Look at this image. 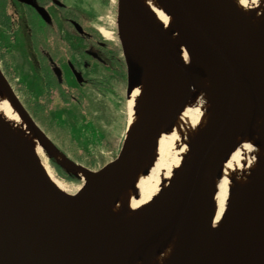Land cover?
<instances>
[{
	"label": "water",
	"instance_id": "obj_1",
	"mask_svg": "<svg viewBox=\"0 0 264 264\" xmlns=\"http://www.w3.org/2000/svg\"><path fill=\"white\" fill-rule=\"evenodd\" d=\"M161 1L187 59L181 61L167 48L159 38V28L144 14L133 11L131 0H117V36L126 66L127 95L153 64L181 77L182 87L157 89L155 109L131 132L126 128L117 157L98 171L66 159L9 88L11 104L28 130L38 142H49L44 149L52 147L74 169L91 174L92 179L84 181L76 194L80 199L69 211V217L81 227L82 239L77 244L33 206L19 178H25L53 203H70L73 196L57 190L33 152L0 123V264H129L139 254L149 256L165 245L193 206L195 223L176 264H264V178L254 181L216 224L211 186L216 159L225 155L238 135L253 136L244 124L253 118L264 121V7L255 38L247 33L227 0ZM135 26L146 28L148 33L135 32ZM218 65L222 66L219 96L173 193L168 191L163 197L164 202L170 199L165 220L160 226L142 222L140 233L134 232L139 228L128 232L126 227H105L99 211L107 210L109 198L101 196L102 190L124 179L141 147L155 141L167 118L173 117L199 80ZM0 76L4 78L1 70ZM93 251L99 260L93 258Z\"/></svg>",
	"mask_w": 264,
	"mask_h": 264
},
{
	"label": "bare ground",
	"instance_id": "obj_2",
	"mask_svg": "<svg viewBox=\"0 0 264 264\" xmlns=\"http://www.w3.org/2000/svg\"><path fill=\"white\" fill-rule=\"evenodd\" d=\"M242 20L245 30L252 37L259 36L260 14L264 0H227ZM131 9L144 14L159 28V38L181 61H185V50L161 0H131ZM135 32L146 35V28L135 26ZM222 66L218 65L206 73L185 102L175 110L173 117L167 118L155 141L146 142L129 166L128 172L119 184L107 185L101 196H108L105 212L99 211L105 227H126L125 231L140 233L143 223L155 222L156 226L165 220L170 199L163 197L172 191L183 173L193 143L203 132L219 96ZM183 79L164 67L153 64L144 71L138 85L127 95V133L131 132L140 119L155 109V96L159 88H180ZM9 87L0 76V123L17 141L28 147L41 163L39 151L54 157L82 181L91 180L92 175L78 169L57 153L52 147L44 149L49 142H38L36 135L28 130L18 116L9 99ZM252 137L238 135L229 150L215 161L211 186L214 195V219L218 223L235 200L243 195L256 181L263 180L264 173V121L253 118L244 124ZM42 150V152H43ZM147 169V174L142 172ZM53 186L66 193L51 173L42 165ZM255 181V182H254ZM19 185L33 206L63 233L81 242L80 224L69 217V211L80 199L73 196L71 202L53 203L29 181L20 176ZM168 197V196H167ZM159 202V204H158ZM158 204V205H157ZM85 206H83V212ZM123 212L121 218L117 215ZM88 216V213H85ZM196 219L193 206L176 228L169 241L149 256L139 254L129 264H176L185 246V241ZM96 231V228H95ZM128 232H124L125 234ZM93 258L100 256L93 251ZM96 264H99L95 261Z\"/></svg>",
	"mask_w": 264,
	"mask_h": 264
},
{
	"label": "rangeland",
	"instance_id": "obj_3",
	"mask_svg": "<svg viewBox=\"0 0 264 264\" xmlns=\"http://www.w3.org/2000/svg\"><path fill=\"white\" fill-rule=\"evenodd\" d=\"M104 1L110 5L113 0H97L96 7L100 9L97 17L104 24H108L114 18L110 6L102 8ZM93 25L98 28L101 23ZM103 30L104 33L110 31L108 28ZM16 41L14 45L2 46L9 58L0 61V69L7 85L30 116L33 106L43 107L39 108L38 113L42 121L36 122L31 118L48 141L70 162L92 172L113 161L120 151L126 133V80H121L118 72L113 77L100 72L93 76V79L98 80L95 84L97 86L84 84L83 88L73 91H70L72 88L67 91L48 90L33 67L24 40L18 38ZM111 47L120 56L118 46ZM116 70L119 71V68ZM66 80L68 85L74 86L68 76ZM42 150L38 153L41 165L65 188L67 194L75 196L84 181L72 171L66 172L58 165L57 167L53 158Z\"/></svg>",
	"mask_w": 264,
	"mask_h": 264
},
{
	"label": "flooded vegetation",
	"instance_id": "obj_4",
	"mask_svg": "<svg viewBox=\"0 0 264 264\" xmlns=\"http://www.w3.org/2000/svg\"><path fill=\"white\" fill-rule=\"evenodd\" d=\"M96 3L97 0H0V61L9 58L2 46L14 45L22 38L33 67L44 81L47 79L51 90L93 87L98 83L93 76L100 72L112 77L119 73L121 80H126L117 36V0L110 5L104 1L102 8L110 6L114 18L108 24L97 17L100 9ZM98 22L101 26L95 28L93 24ZM106 28L110 31L104 33ZM113 43L120 56L112 49ZM67 76L74 86L68 85Z\"/></svg>",
	"mask_w": 264,
	"mask_h": 264
},
{
	"label": "trees",
	"instance_id": "obj_5",
	"mask_svg": "<svg viewBox=\"0 0 264 264\" xmlns=\"http://www.w3.org/2000/svg\"><path fill=\"white\" fill-rule=\"evenodd\" d=\"M45 79V78H44ZM45 83V85H46V87L48 88V84H47V79H45V81H44ZM48 90H51L50 88H48ZM53 90V89H52ZM39 108H43V107H40V106H38V105H35V107L33 106L32 108H31V117H33L34 118V120L37 122V121H42V119H40V117H39ZM41 117H43L42 115H40ZM57 166V165H56ZM58 167V166H57ZM58 169V168H57Z\"/></svg>",
	"mask_w": 264,
	"mask_h": 264
}]
</instances>
